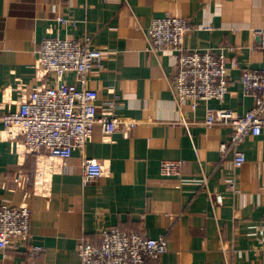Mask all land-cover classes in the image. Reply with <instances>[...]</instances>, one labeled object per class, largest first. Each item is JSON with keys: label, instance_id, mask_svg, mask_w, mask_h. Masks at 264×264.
I'll list each match as a JSON object with an SVG mask.
<instances>
[{"label": "crops", "instance_id": "obj_1", "mask_svg": "<svg viewBox=\"0 0 264 264\" xmlns=\"http://www.w3.org/2000/svg\"><path fill=\"white\" fill-rule=\"evenodd\" d=\"M167 13L194 24L187 47L233 48L226 62L234 82L223 102L192 109L188 101L180 107L172 101L178 54L147 50L145 37L152 19ZM263 28L264 0H0V108L15 109L20 97L53 81L36 63L43 37L89 35L104 51L87 75L98 93L97 114L138 121L128 133L109 135L96 123L65 169L57 158L29 152L21 134L0 124V206L30 207L29 242L43 247L35 264H80L78 239L98 246L111 227L166 236L168 250L147 264H225V257L228 264H264V126L238 145L245 161L234 169L232 191L224 182L233 153L219 150L231 128L203 124L207 106L241 114L253 105L239 77L242 69L264 68L257 39ZM233 58L238 66H231ZM116 94L121 98L112 103ZM86 157L100 161L103 173L83 186ZM165 159L180 161V175L163 171ZM203 175L222 204L203 191ZM0 264H28L25 250H0Z\"/></svg>", "mask_w": 264, "mask_h": 264}, {"label": "built area", "instance_id": "obj_2", "mask_svg": "<svg viewBox=\"0 0 264 264\" xmlns=\"http://www.w3.org/2000/svg\"><path fill=\"white\" fill-rule=\"evenodd\" d=\"M58 20L68 22L59 16ZM195 28L186 17L165 14L155 17L146 32L147 50L154 53L163 49L175 51L176 69L169 81L172 101L180 107L188 101L192 109L199 102L211 99L223 102L234 80L229 76L225 52L212 49H194L186 46V37ZM260 34L264 48V28ZM104 51L91 45L89 35L79 38L60 36L43 37L37 48V65L50 75L53 81L35 87L20 97L15 109L0 108V124L10 131H17L23 137L24 147L34 155L45 154L57 158L62 169L67 168L74 149L83 150L91 137L94 125L99 123L104 134L128 133L137 120L114 114H97V90L87 85V75L95 65L100 66ZM231 66H238L233 58ZM69 74L75 80H68ZM242 90L253 97V105L236 114L228 106H207L203 124L211 127L225 124L231 128L226 142L220 143L222 156L233 153L232 173L224 182L227 190L236 191L234 169L245 161V154L238 145L248 135H258L264 126V68L242 69L239 77ZM121 98L116 94L112 103ZM182 122L186 121L182 119ZM166 173L180 175V161L165 159L161 163ZM103 173L102 163L86 157L82 162L81 184L95 182ZM207 175L202 176L201 187L216 203L222 204L223 196L208 190ZM29 206H0V250L2 252L24 249L28 264H35L43 247L30 243ZM80 264H147L158 259L168 250L164 235L149 237L119 227L106 229L100 245H93L85 237L77 241ZM225 264L228 259L225 257Z\"/></svg>", "mask_w": 264, "mask_h": 264}, {"label": "water", "instance_id": "obj_3", "mask_svg": "<svg viewBox=\"0 0 264 264\" xmlns=\"http://www.w3.org/2000/svg\"><path fill=\"white\" fill-rule=\"evenodd\" d=\"M257 39L260 40L261 39V36L260 34L257 35Z\"/></svg>", "mask_w": 264, "mask_h": 264}]
</instances>
